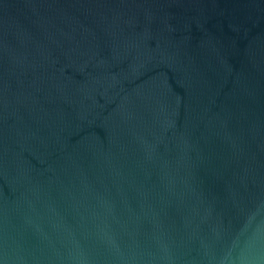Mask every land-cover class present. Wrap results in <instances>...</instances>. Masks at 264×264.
Returning a JSON list of instances; mask_svg holds the SVG:
<instances>
[{"label":"water","instance_id":"95a60500","mask_svg":"<svg viewBox=\"0 0 264 264\" xmlns=\"http://www.w3.org/2000/svg\"><path fill=\"white\" fill-rule=\"evenodd\" d=\"M0 264H264V0H0Z\"/></svg>","mask_w":264,"mask_h":264}]
</instances>
